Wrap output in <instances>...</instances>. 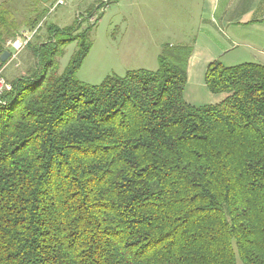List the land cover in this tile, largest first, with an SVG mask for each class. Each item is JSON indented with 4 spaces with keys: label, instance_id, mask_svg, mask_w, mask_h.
<instances>
[{
    "label": "trees",
    "instance_id": "obj_1",
    "mask_svg": "<svg viewBox=\"0 0 264 264\" xmlns=\"http://www.w3.org/2000/svg\"><path fill=\"white\" fill-rule=\"evenodd\" d=\"M19 28L0 4V57ZM78 30L49 27L33 74L4 79L0 264H264V66L211 62L204 84L226 97L198 107L189 46L88 86Z\"/></svg>",
    "mask_w": 264,
    "mask_h": 264
},
{
    "label": "rangeland",
    "instance_id": "obj_2",
    "mask_svg": "<svg viewBox=\"0 0 264 264\" xmlns=\"http://www.w3.org/2000/svg\"><path fill=\"white\" fill-rule=\"evenodd\" d=\"M56 1L0 0V4L13 14L20 27L18 37L8 42L12 44L21 39L22 34H32L36 31L29 44L18 56V61L8 63L9 58L5 63L2 77L7 82L33 74L36 63L33 50L38 45L49 41L50 33L47 31L49 27L63 29L74 26L79 29L76 34L91 29L88 33L92 44L91 49L76 73V79L82 84L94 86L108 76L123 77L127 71L137 70L142 66L150 68L149 64L143 63L133 55L135 51L132 49L138 35L145 38L161 34L156 21L148 17L145 12L148 9L145 0H65L64 6L50 13L49 9ZM135 10H140L143 18H139ZM77 14H84V16H80L81 20H78ZM93 14L94 16H91ZM142 21L145 23L142 24ZM146 44L143 41L142 45ZM5 48L6 51L10 49L7 44ZM75 48V43L65 48L64 55L59 60L60 70L65 68ZM157 64L158 60L153 66ZM203 95L212 97L204 83L198 86L186 81L183 97L190 96L188 100H193L195 97L197 101H194V105L198 107L204 106L202 105L204 101H201ZM236 264H242L239 258L236 259Z\"/></svg>",
    "mask_w": 264,
    "mask_h": 264
},
{
    "label": "crops",
    "instance_id": "obj_3",
    "mask_svg": "<svg viewBox=\"0 0 264 264\" xmlns=\"http://www.w3.org/2000/svg\"><path fill=\"white\" fill-rule=\"evenodd\" d=\"M145 5L147 16L156 21L161 34L137 36L133 55L150 65L142 66L143 70L158 68L153 65L164 45L191 47L186 81L198 86L203 85L206 68L214 61L227 67L244 63L264 66V0H145ZM135 12L143 18L140 10ZM143 41L147 44L142 45ZM210 95H203L202 105L217 104L226 97ZM189 97L184 100L195 106L197 99Z\"/></svg>",
    "mask_w": 264,
    "mask_h": 264
},
{
    "label": "built area",
    "instance_id": "obj_4",
    "mask_svg": "<svg viewBox=\"0 0 264 264\" xmlns=\"http://www.w3.org/2000/svg\"><path fill=\"white\" fill-rule=\"evenodd\" d=\"M105 2V1H103ZM65 5V0H57L49 9V12H53L56 8L60 7V6H64ZM84 16V14H82ZM81 14L78 15L77 14V19L81 20L80 16H82ZM91 16H94L91 15ZM88 19V18H87ZM36 31H34L32 34H22V38L16 40V42L12 43L11 42H7V47L10 48L8 49L9 53H10V59L8 60V63L12 62V61H16L18 56L20 55V53L24 50V48L29 44L31 37L35 34ZM21 37V36H20ZM22 40V41H20ZM18 61V60H17ZM17 65V64H16ZM15 65V66H16ZM4 69V68H3ZM3 69L0 71V94L5 90L6 88V84L4 81V78L2 77V71ZM7 89H10V87L8 86Z\"/></svg>",
    "mask_w": 264,
    "mask_h": 264
},
{
    "label": "water",
    "instance_id": "obj_5",
    "mask_svg": "<svg viewBox=\"0 0 264 264\" xmlns=\"http://www.w3.org/2000/svg\"><path fill=\"white\" fill-rule=\"evenodd\" d=\"M10 57V53L8 51H5L2 56L0 57V61L1 63H6L7 60L9 59Z\"/></svg>",
    "mask_w": 264,
    "mask_h": 264
}]
</instances>
